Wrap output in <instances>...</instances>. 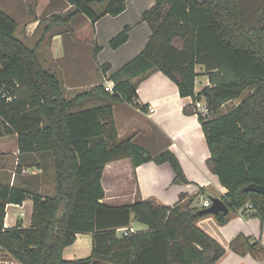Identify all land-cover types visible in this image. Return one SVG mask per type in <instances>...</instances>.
Returning <instances> with one entry per match:
<instances>
[{"label": "trees", "instance_id": "trees-1", "mask_svg": "<svg viewBox=\"0 0 264 264\" xmlns=\"http://www.w3.org/2000/svg\"><path fill=\"white\" fill-rule=\"evenodd\" d=\"M65 1L71 11L53 16L55 24L67 25L83 15L93 25L101 16L122 13L127 0ZM94 6L103 10L96 13ZM140 20L149 27L148 40L110 76L112 90L98 84L68 99L56 75L40 64L37 46L30 48L17 38L15 20L0 11V137L16 134L20 150L47 152L54 161V192L46 198L31 196L29 228L20 223L4 228L5 206L22 204L26 195L0 185V249L19 264H101L106 259L114 264H217L225 256L226 250L196 223L213 217L224 225L228 214L199 216L192 207L194 197L181 194L171 207L153 199L120 207L101 202L103 170L118 160L129 159L133 167L167 164L173 183L187 184L173 153L151 155L117 136L113 106L132 103L137 83L154 72L173 82L181 98H191L193 108L184 113L197 116L209 150L206 167L226 190L222 202L229 212L250 204L244 211L259 218L263 228L264 196L243 189L264 187V0H155ZM129 30L125 26L112 37L109 47L123 45ZM198 66L208 85L195 93ZM245 91L238 105L217 115ZM85 100L97 105L71 112ZM201 100L204 115L194 109ZM132 220L147 231L117 238L116 230ZM78 234L92 236L91 255L64 260L63 250ZM229 249L264 261V248L253 237L238 235Z\"/></svg>", "mask_w": 264, "mask_h": 264}, {"label": "crops", "instance_id": "crops-1", "mask_svg": "<svg viewBox=\"0 0 264 264\" xmlns=\"http://www.w3.org/2000/svg\"><path fill=\"white\" fill-rule=\"evenodd\" d=\"M30 1L33 5L30 9L33 8L34 14L31 20L26 21L21 39H29L34 35L40 26L38 17L46 12L44 4L48 7L53 0ZM9 2L0 6V11L13 19L16 15L24 17L27 5ZM154 3L155 0H127L125 10L117 16H101L91 25L85 16L78 15L67 24V95H76V92L91 89L98 84L107 88L112 83L110 76L144 48L150 30L146 23L141 22L140 16ZM66 7L65 12H70L68 3ZM93 9L100 13L103 6H94ZM55 12L53 10L48 14H56ZM125 26L130 28L127 41L112 50L109 47L110 39ZM63 37L64 33H53L49 36L47 57L41 58L43 63L40 62L49 71L55 70L54 66L58 63L56 60L62 55L59 53V42ZM38 38L34 44L37 46V55L43 35ZM95 46L100 47V50L95 52ZM53 52L57 53L56 57H53ZM105 65L108 69L103 73L101 68ZM195 70L199 75L195 78L194 91L198 93L208 85V78L202 74V67L198 66ZM60 83L63 87L61 81ZM136 96L132 103L113 106L118 139L130 140L151 155L170 151L177 158L187 184L173 183V173L167 164L156 165L149 162L133 167L129 159L118 160L107 164L103 170L101 186L104 198L101 202L110 207H120L139 200L153 199L160 205L171 207L184 194L186 197H194L192 207L199 209L210 198L221 199L226 190L206 167L209 150L197 116L184 113L185 108H193L191 98H181L177 86L161 72L151 73L139 81ZM199 109L200 107L198 112H201ZM53 162L50 153L20 150L16 134L0 137V185L21 190L26 195L22 204L5 206L4 228H14L17 223L22 228L30 227L31 196L40 195L46 198L54 192ZM244 209L246 208L228 212V221L224 225L217 224L213 217L202 218L196 223L197 227L226 250L225 256L217 264H264V261L259 262L250 254L239 255L229 249V243L238 235L253 237L264 248V218L261 230L259 218L247 216ZM145 231V225L132 220L127 228L116 230V237L121 239ZM91 250L92 236L78 234L75 242L63 250L62 257L67 261L85 259L91 255ZM0 256H3L0 264H19L1 249ZM114 262L106 259L101 264Z\"/></svg>", "mask_w": 264, "mask_h": 264}, {"label": "rangeland", "instance_id": "rangeland-1", "mask_svg": "<svg viewBox=\"0 0 264 264\" xmlns=\"http://www.w3.org/2000/svg\"><path fill=\"white\" fill-rule=\"evenodd\" d=\"M10 1V2H9ZM62 1V2H61ZM53 0L50 2V5L47 7L46 4H44V7H46L44 9V11H46L43 15L39 16L38 18L40 19V23H39V27L37 28V30L35 31L34 35H32V37H29V39L27 38H23L21 39V36H23L22 34V30L24 28V26H26V21H29L32 19L34 14V10L33 8L30 9V6L32 7V1L30 0H0V6H5L10 3L15 2L18 5H27V7H25V15L24 17L21 15H16L14 17L17 27L15 30V36L17 38H19L26 46L32 48L35 45V42L37 41V38L39 36V38H41V36L43 35V39L40 40V44H41V48H40V52L42 53H38L39 55V62L43 63V60L41 58L43 57H47V46H48V41H49V36L53 33H64V37L63 40H60V46H59V53H61V57L59 60H56L58 63L56 65V67L53 65V63L51 61L50 64H52L55 68V70H51L53 73H55L57 79L59 81L62 82L63 84V92H64V96L68 99L73 98L75 95H67V25H59V24H55V22H53L52 17L56 16V15H60V16H65L67 12H65L67 10V2L65 0ZM66 7V8H65ZM47 8H49L47 10ZM56 10V14H48L51 11ZM61 14H60V13ZM48 14V15H47ZM20 30V32H19ZM47 31H49L48 33H46ZM38 38V39H39ZM55 52H53V57H56ZM40 63V64H41ZM42 65V64H41ZM45 66V65H44ZM59 66V67H58ZM44 68V67H43ZM60 68V69H59ZM66 86V87H65ZM109 88V86H107V89ZM250 91V90H249ZM249 91H245L244 93H242L241 97L237 100L228 102L227 104H225L218 112L217 115H222L224 113L227 112V110L231 109L232 107L238 105L240 103L241 100H243L245 98V96L248 94ZM83 91H78L76 92V94H79ZM97 105V102L95 100H85L81 103H78L77 105H75L71 112H77V111H82V110H86V109H90L93 108ZM194 105H198L200 107L199 110H201L202 108L205 107L204 102H196ZM199 107H194L196 110ZM198 111V110H197ZM202 115H204L206 112H200ZM210 117H213V115H211ZM186 201V200H185ZM201 207H199L200 209ZM198 209V207H197ZM3 256H0V258H2Z\"/></svg>", "mask_w": 264, "mask_h": 264}, {"label": "water", "instance_id": "water-1", "mask_svg": "<svg viewBox=\"0 0 264 264\" xmlns=\"http://www.w3.org/2000/svg\"><path fill=\"white\" fill-rule=\"evenodd\" d=\"M244 192H251V193H257L259 195L264 196V187L257 186L254 184H250L247 187L243 189ZM210 205L207 208L199 209L198 215L199 216H206V215H219L223 214L226 215L229 212V209L225 206V204L222 202L219 198H210L209 199Z\"/></svg>", "mask_w": 264, "mask_h": 264}, {"label": "built area", "instance_id": "built-area-1", "mask_svg": "<svg viewBox=\"0 0 264 264\" xmlns=\"http://www.w3.org/2000/svg\"><path fill=\"white\" fill-rule=\"evenodd\" d=\"M112 87H113V84L110 83L109 88H108V89L106 88V90L110 92V91L112 90ZM197 106H198V105H197ZM150 112H151V110H150ZM201 112H206L205 107L201 109ZM209 205H210V202H206V203L202 204V206H201L200 209H202V208H207V207H209ZM244 207H245L246 209H249V210L251 209V205H250V204H245Z\"/></svg>", "mask_w": 264, "mask_h": 264}]
</instances>
